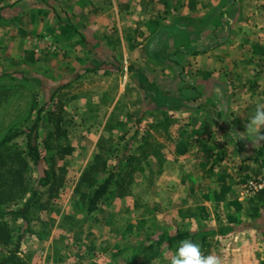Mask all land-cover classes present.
<instances>
[{"label":"rangeland","instance_id":"obj_1","mask_svg":"<svg viewBox=\"0 0 264 264\" xmlns=\"http://www.w3.org/2000/svg\"><path fill=\"white\" fill-rule=\"evenodd\" d=\"M74 4L0 0V139L14 128H28L40 113L42 164L52 165L55 174L54 189L42 190L30 211L29 233L21 220H1L13 242L23 235L22 263L130 264L142 235L179 229L227 230L203 247L191 241L204 255L218 257L219 264H264V234L256 230L260 220L252 208L264 201V191L246 188L264 171L246 175L249 167L240 161L245 150L218 143L213 126L229 124L190 91L189 81L199 71L190 73L188 60L180 61L183 54L230 41L263 75L264 50L256 47L264 44V0L143 2L150 23L161 19L170 26L169 40L153 53L158 75L147 70L157 89L148 94L128 72L138 66L126 63L120 52L107 55L103 69L87 71L100 58L74 28ZM220 26L226 31L216 37ZM76 44L82 49H74ZM167 56L175 61L166 63ZM243 85L252 94L260 88L257 79ZM258 101L252 100L254 109ZM15 144L24 149L23 139ZM261 148L252 156L261 157L264 169ZM227 153L233 155L224 160ZM92 164L96 183L89 187L83 181L77 192L82 172ZM110 172L114 180L107 195L87 214L86 199L78 193H90ZM31 176L30 185L38 172ZM10 249L0 244V261ZM175 250L163 251L149 264H170Z\"/></svg>","mask_w":264,"mask_h":264},{"label":"crops","instance_id":"obj_2","mask_svg":"<svg viewBox=\"0 0 264 264\" xmlns=\"http://www.w3.org/2000/svg\"><path fill=\"white\" fill-rule=\"evenodd\" d=\"M73 1L75 3L73 9L74 28L80 38L83 37L89 48L95 51L100 58L97 63H92L91 69L98 63L105 65L103 62L107 60V55L120 52L126 63L133 62L139 68L152 70L153 74H157L158 69L153 64V53L163 41L169 40L168 28L170 26L168 22L161 19H158L156 23L149 22L150 15L143 9L142 3L153 0ZM220 18L224 24L225 14H222ZM223 31H226L224 26L218 27L216 37L223 34ZM75 42L77 39L74 38ZM62 43L65 47V42ZM220 43L199 54H183L180 61L188 60V63L191 64L190 73L195 74L199 71L198 77L189 81L192 87H190V91L199 94L200 102H210L215 110L221 113L222 119L229 124L213 126L212 130H216L215 137L218 139V143L225 149L231 145L236 149L239 147L244 149L245 152L242 153L240 161L249 167L246 170V175L248 173L256 174L264 169L261 168L260 161H258L261 157L256 160L255 156H252V150L255 148L260 151L261 147H264V141L256 142L249 138L250 141L245 139L233 144L232 140L227 137L228 133L225 132L233 131L242 134L254 111V107L251 105L252 100L259 98L258 103H264V74H259L261 71L253 61L241 58L240 45L230 41ZM77 45H74V49H82L81 45L80 48L79 45L76 47ZM256 48L264 50V44H259ZM174 61L167 56L165 62L171 64ZM255 79H257L260 88L255 94H252L248 86H245L244 89L243 83L246 84V82H252ZM160 94L162 97H169L168 93ZM167 107L170 108V106ZM260 135L264 136V128L260 130ZM231 155L233 153H227L224 160H227ZM252 208H255L257 218L260 220L259 223H255L256 230L258 233L264 234V201L252 205Z\"/></svg>","mask_w":264,"mask_h":264},{"label":"trees","instance_id":"obj_3","mask_svg":"<svg viewBox=\"0 0 264 264\" xmlns=\"http://www.w3.org/2000/svg\"><path fill=\"white\" fill-rule=\"evenodd\" d=\"M103 66L98 63L93 69L87 71H98L103 69ZM128 72L133 75L135 83L141 90L147 94L151 91L157 92L146 69L130 67ZM39 114L28 128H14L0 139V244L11 246L7 256L0 261V264H23L18 256L23 235L13 242L10 230L1 220L5 217L21 220L26 226L24 233H29L30 211L41 199V191L54 189L53 167L52 165L44 167L42 164L43 157L39 144V123L41 120ZM18 139L24 141L23 150H19L15 144ZM127 148L126 145L124 151H127ZM34 171L38 172V177L30 185L29 180ZM96 171H98L97 167L92 164L82 172L77 184V192L83 181H88L89 187L96 183L95 178L92 177ZM113 180L114 174L110 172L90 193H78L81 201L86 199L83 208L87 214H92L96 210L101 199L107 195ZM19 200H24L21 207L14 210L6 209V205L17 203ZM227 233V230H204L192 233L177 229L172 233L161 232L155 236L142 235L133 246L135 253L130 264L139 259H143L145 263L149 264L153 259L160 257L163 251L176 249L179 242L185 239L197 241L203 247L209 238L224 236Z\"/></svg>","mask_w":264,"mask_h":264},{"label":"clouds","instance_id":"obj_4","mask_svg":"<svg viewBox=\"0 0 264 264\" xmlns=\"http://www.w3.org/2000/svg\"><path fill=\"white\" fill-rule=\"evenodd\" d=\"M264 128V103H257L251 114L244 132H231L230 138L235 144L237 141L249 140L264 141V136L260 135V130ZM170 264H219L218 257L214 255H204L198 243L191 240L179 242L176 250L172 253Z\"/></svg>","mask_w":264,"mask_h":264},{"label":"built area","instance_id":"obj_5","mask_svg":"<svg viewBox=\"0 0 264 264\" xmlns=\"http://www.w3.org/2000/svg\"><path fill=\"white\" fill-rule=\"evenodd\" d=\"M246 188L251 193H260L264 191V176L250 180L247 183Z\"/></svg>","mask_w":264,"mask_h":264}]
</instances>
